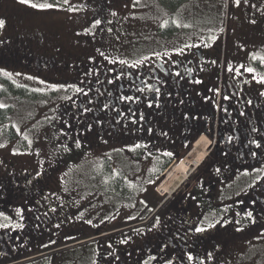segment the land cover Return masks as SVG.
<instances>
[{"label": "flooded vegetation", "instance_id": "1", "mask_svg": "<svg viewBox=\"0 0 264 264\" xmlns=\"http://www.w3.org/2000/svg\"><path fill=\"white\" fill-rule=\"evenodd\" d=\"M117 1L93 2L107 49L75 63L76 80H58L66 99L48 107L81 159L53 182L0 169V264H235L264 238V0H163V52L121 55ZM6 22L0 70L69 67L34 56L46 52ZM203 138L183 189L156 195Z\"/></svg>", "mask_w": 264, "mask_h": 264}, {"label": "rangeland", "instance_id": "2", "mask_svg": "<svg viewBox=\"0 0 264 264\" xmlns=\"http://www.w3.org/2000/svg\"><path fill=\"white\" fill-rule=\"evenodd\" d=\"M95 1L97 0H25L22 4L19 0H0V22L4 27L7 25L6 19L11 22L7 30L9 35H20L26 40H33L35 52L40 50L46 52L33 53L34 56L41 54L57 57L60 61L62 58L67 60L69 65L64 71L51 69L49 73L45 72L48 74H41L34 65V58H29L30 60L25 58L24 64L17 62L15 66L10 65L5 69L6 71L3 68L0 70L1 75L16 82L19 84L18 87L24 90L20 95H26L20 100L15 99L12 102L13 112L8 118L0 121L1 173H15L18 176L33 178L45 177L46 181L50 182L63 176L62 164L65 161L71 159L78 162L81 159L79 152L73 154L66 151L70 146L67 145L69 141L63 139L62 133H56L58 127H55V123L61 124L57 119L59 117L56 118L54 115V112L58 111L48 107L51 105L57 107L66 99L65 86L58 83V80L74 82L76 80L74 74L78 72L75 63H81L86 67L89 55L95 56L107 49L103 33H98L99 24L96 25L91 18L96 15L93 5ZM29 4L35 7H29ZM109 13V18L118 16L125 28L124 34L112 47L115 53L121 55L143 51L163 52V0L117 1L116 4L110 5ZM3 17L6 19H2ZM50 136L57 138L56 140L53 138L52 141ZM5 139L9 140L7 148L1 149V142ZM54 141L57 143L56 147L59 143H64L63 141L66 144L54 149L52 145ZM206 142L205 140L203 147L207 152ZM198 167L195 166L193 170ZM187 181L188 178L183 184L185 185ZM184 185L167 196L172 197L183 189ZM155 194L162 197L158 192ZM136 218L139 217H121L120 223L130 222ZM262 236L264 237V234ZM258 242L260 244L256 246H244L247 248L246 254L235 264H264V238L260 237Z\"/></svg>", "mask_w": 264, "mask_h": 264}, {"label": "bare ground", "instance_id": "3", "mask_svg": "<svg viewBox=\"0 0 264 264\" xmlns=\"http://www.w3.org/2000/svg\"><path fill=\"white\" fill-rule=\"evenodd\" d=\"M205 140L206 139L203 138L198 141L195 144L193 151H191L187 157L175 162V164L167 170L165 179L158 189L161 193L165 192L166 194H172L184 185L183 183L191 175L195 166H197L201 159L206 156L207 152L203 147Z\"/></svg>", "mask_w": 264, "mask_h": 264}, {"label": "trees", "instance_id": "4", "mask_svg": "<svg viewBox=\"0 0 264 264\" xmlns=\"http://www.w3.org/2000/svg\"><path fill=\"white\" fill-rule=\"evenodd\" d=\"M2 83L3 86H1ZM23 91V89L18 87L16 82L0 74V121L4 118H8L9 114L13 112L14 104L12 102L15 99L20 100L26 96L25 94L20 95ZM1 100L7 101V103H1ZM7 141L9 142V140Z\"/></svg>", "mask_w": 264, "mask_h": 264}, {"label": "snow or ice", "instance_id": "5", "mask_svg": "<svg viewBox=\"0 0 264 264\" xmlns=\"http://www.w3.org/2000/svg\"><path fill=\"white\" fill-rule=\"evenodd\" d=\"M19 2L23 4V3H25V0H19ZM28 6L29 7H35V5H32V4H29ZM41 10H43V9H41ZM3 27H4V24L2 22H0V28H3Z\"/></svg>", "mask_w": 264, "mask_h": 264}]
</instances>
